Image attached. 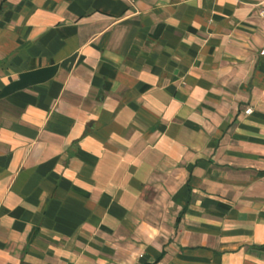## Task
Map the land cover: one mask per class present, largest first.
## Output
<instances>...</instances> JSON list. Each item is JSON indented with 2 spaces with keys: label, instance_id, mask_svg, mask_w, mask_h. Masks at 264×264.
<instances>
[{
  "label": "crops",
  "instance_id": "1",
  "mask_svg": "<svg viewBox=\"0 0 264 264\" xmlns=\"http://www.w3.org/2000/svg\"><path fill=\"white\" fill-rule=\"evenodd\" d=\"M263 7L0 0V264H264Z\"/></svg>",
  "mask_w": 264,
  "mask_h": 264
},
{
  "label": "built area",
  "instance_id": "2",
  "mask_svg": "<svg viewBox=\"0 0 264 264\" xmlns=\"http://www.w3.org/2000/svg\"><path fill=\"white\" fill-rule=\"evenodd\" d=\"M258 16L260 17V19H262V20L264 21V7L258 11ZM258 55H259L260 57H264V47H262V48L259 50ZM250 112H251L250 109H246V110L244 111V113L247 114V115H248Z\"/></svg>",
  "mask_w": 264,
  "mask_h": 264
}]
</instances>
